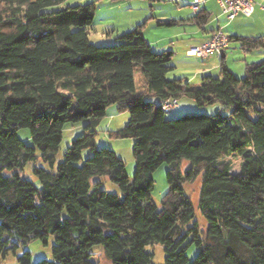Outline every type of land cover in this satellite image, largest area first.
Wrapping results in <instances>:
<instances>
[{"label": "trees", "instance_id": "trees-1", "mask_svg": "<svg viewBox=\"0 0 264 264\" xmlns=\"http://www.w3.org/2000/svg\"><path fill=\"white\" fill-rule=\"evenodd\" d=\"M64 1L0 0V257L52 237L51 259L36 264H97L95 246L111 264H153L154 245L163 264H264V60L246 64L243 79L223 61L219 77L199 85L167 79L173 53H153L143 25L98 47L89 40L95 2L58 8ZM208 20L200 10L188 21ZM228 39L243 51L264 49L262 37ZM182 97L198 107L219 103L230 116L167 119L155 104ZM111 105L128 113L109 137L133 140L131 180L113 151L95 147ZM82 122L85 133L55 165L64 125ZM24 128L30 145L17 137ZM229 159L239 160L238 171ZM30 164L38 185L23 176ZM163 164L168 191L157 207L153 173ZM102 178L119 194L101 189ZM198 178L205 229L183 188ZM192 245L198 253L189 261ZM16 260L31 264V253Z\"/></svg>", "mask_w": 264, "mask_h": 264}, {"label": "rangeland", "instance_id": "rangeland-1", "mask_svg": "<svg viewBox=\"0 0 264 264\" xmlns=\"http://www.w3.org/2000/svg\"><path fill=\"white\" fill-rule=\"evenodd\" d=\"M95 2L96 11L95 16L89 31L90 42L98 47L116 45L117 38L127 32L133 31L137 24L142 27V36L147 41L152 42L151 51L156 54L162 52L173 53L171 65L174 66L169 73L167 79L183 78L185 83H192L199 85L200 80L197 78L196 82L192 78L197 74V69L200 66V61H195L185 57L184 49L182 48L183 38H175L177 32L183 30L187 26L178 24H188L187 22H178V19H187L188 15L192 14L190 6H185V3L175 2V0H65L58 8L66 6L84 5ZM57 8V7H56ZM54 8V9H56ZM173 21V22H171ZM177 25H169V23ZM157 41V42H156ZM234 45V43H232ZM232 52V51H231ZM230 53V51L228 52ZM238 57L233 55L227 60V67L232 69L233 74L237 79H243L244 74H239L237 65ZM240 75V76H239ZM213 77L218 78L219 72H215ZM138 85L144 84V78L137 73L134 77ZM191 79V80H190ZM181 101L180 109L175 114H166L167 119H179L188 115H207L218 116L220 118H229L228 110L219 104H213L205 107H198L194 101L187 97H182L177 100ZM191 102V106L186 103ZM193 102V103H192ZM129 120L128 113L118 111L116 105H111L106 110L105 117L99 122L95 135L96 149H107L113 151L116 156L122 160L125 166L126 174L129 179H133L135 173V163L132 156L133 140L128 138L109 137V132H114L123 128ZM231 122V120H230ZM86 123L66 124L62 129V140L59 145L56 156L57 165L63 159V153L71 145L72 141L79 136H82L84 125ZM17 137L25 144H31L30 131L28 129H19ZM91 152L86 150L82 153V160L91 156ZM231 162V169L233 172L238 171L239 160L229 159ZM36 166L44 167L41 161L35 163ZM32 166L30 164L24 170L23 176L29 181L38 185L36 177L32 174ZM189 167V163L182 162L181 172H184ZM169 165L163 164L159 169L153 173L154 191L151 195L152 202L159 207L161 198L168 191V184L166 182V172ZM101 189L108 193L119 194V190L115 185L107 179L102 178ZM201 186L200 178L194 182L184 185V192L190 198L195 212V220L198 222L201 229H205L206 221L201 216L198 209L199 191ZM53 239H48V244L43 245L38 240H33L27 244L26 247L20 248L16 252V256L9 253L5 258L0 257V264H19L16 257L24 250L31 253V264H36L42 259H51ZM149 252L153 253V264H163L165 254L160 245H154L148 248ZM93 260L97 264H111L107 259L101 246H95L91 249ZM198 253V248L194 245L189 247L187 256L189 261H193Z\"/></svg>", "mask_w": 264, "mask_h": 264}, {"label": "crops", "instance_id": "crops-1", "mask_svg": "<svg viewBox=\"0 0 264 264\" xmlns=\"http://www.w3.org/2000/svg\"><path fill=\"white\" fill-rule=\"evenodd\" d=\"M204 3L200 5L199 10H204L209 14L208 22L198 27L193 22L188 21L192 18L197 12H192L191 15H188L187 19H178V22H187L188 24H178L187 26L183 28L182 31L177 32L174 36L175 38H183L182 48L185 52V57L194 59L195 61H200V66L197 69V74L192 78L193 82L197 81V78L201 80V77L205 75H211L215 72H219L220 65L222 61L224 62L226 68L233 73L232 69L227 67V60L233 55H236L238 59V73L244 74V69L246 64L257 63L264 60V49L256 51H243L239 44L235 41H229L228 45L224 49L221 57L215 55L209 56L206 59H200L195 57H190L188 55V50L191 47L200 46L204 42L208 41L212 34L218 30L223 32L227 38L232 36L238 37H262L264 39V0H254V11L251 16L244 17L242 15H237L231 21L228 20L220 10V7L217 3V0H203ZM175 2L185 3V6H190L192 0H175ZM173 25H177L174 23ZM138 26V24H137ZM148 45L152 46V42L147 41L143 36ZM157 42V41H156ZM234 43V45H232ZM230 51V53H228ZM232 51V52H231ZM174 69V66H173ZM240 76V75H239ZM172 80V79H171ZM179 80L184 81L183 78ZM191 80V79H190ZM190 83V82H189ZM197 85V84H194ZM192 101V100H191ZM181 101L177 102V105L172 113L175 114L180 109ZM191 106V102H186ZM193 103V102H192Z\"/></svg>", "mask_w": 264, "mask_h": 264}, {"label": "built area", "instance_id": "built-area-1", "mask_svg": "<svg viewBox=\"0 0 264 264\" xmlns=\"http://www.w3.org/2000/svg\"><path fill=\"white\" fill-rule=\"evenodd\" d=\"M203 3V0H192L190 8L193 12H197L200 5ZM217 3L220 7L221 13L230 21L237 15H242L244 17L251 16L254 11L255 4L254 0H217ZM227 45V36L218 30L212 34L208 41L204 42L200 46L191 47L187 53L190 57L200 59H206L213 55L221 57ZM155 103H158L159 106H170V113L173 112L177 105L176 101L165 103L155 101Z\"/></svg>", "mask_w": 264, "mask_h": 264}, {"label": "bare ground", "instance_id": "bare-ground-1", "mask_svg": "<svg viewBox=\"0 0 264 264\" xmlns=\"http://www.w3.org/2000/svg\"><path fill=\"white\" fill-rule=\"evenodd\" d=\"M157 106H159V104L158 103H155ZM161 107V109L163 110V112H165V113H170V106H160Z\"/></svg>", "mask_w": 264, "mask_h": 264}]
</instances>
